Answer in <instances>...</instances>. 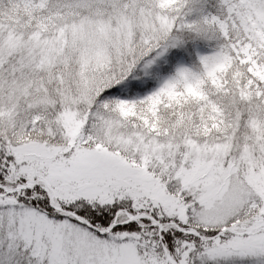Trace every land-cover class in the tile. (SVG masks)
<instances>
[{
	"label": "snow or ice",
	"instance_id": "1",
	"mask_svg": "<svg viewBox=\"0 0 264 264\" xmlns=\"http://www.w3.org/2000/svg\"><path fill=\"white\" fill-rule=\"evenodd\" d=\"M0 264H264V0H0Z\"/></svg>",
	"mask_w": 264,
	"mask_h": 264
}]
</instances>
